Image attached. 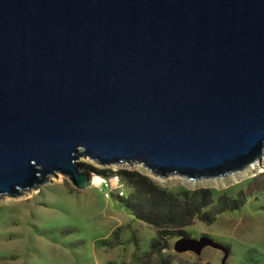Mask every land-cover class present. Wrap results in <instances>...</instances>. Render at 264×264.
Segmentation results:
<instances>
[{"label": "water", "instance_id": "obj_1", "mask_svg": "<svg viewBox=\"0 0 264 264\" xmlns=\"http://www.w3.org/2000/svg\"><path fill=\"white\" fill-rule=\"evenodd\" d=\"M263 150L264 0H0V196L85 189L81 156L195 181Z\"/></svg>", "mask_w": 264, "mask_h": 264}, {"label": "rangeland", "instance_id": "obj_2", "mask_svg": "<svg viewBox=\"0 0 264 264\" xmlns=\"http://www.w3.org/2000/svg\"><path fill=\"white\" fill-rule=\"evenodd\" d=\"M263 156V155H262ZM217 178L189 180L177 175L159 178L141 165H99L87 157L76 163L93 172L90 186L78 189L63 175H51L17 197L0 196V264H264V159ZM142 173L169 192L207 190L212 223L194 219L183 230L186 237L208 239L199 254L177 252L180 237H169L159 258L150 250L155 229L126 210L123 201L132 193L128 175ZM107 182L121 189L122 198L105 197ZM118 237L120 244L98 246L95 241ZM133 235L138 260L132 259ZM148 254V255H146ZM163 262V261H162Z\"/></svg>", "mask_w": 264, "mask_h": 264}, {"label": "trees", "instance_id": "obj_3", "mask_svg": "<svg viewBox=\"0 0 264 264\" xmlns=\"http://www.w3.org/2000/svg\"><path fill=\"white\" fill-rule=\"evenodd\" d=\"M128 175L132 193L123 201V206L130 211L134 218L141 220L155 229V237L151 240L149 247L159 258L163 257V252L168 247L169 237H186L183 230L190 225L194 219L206 221L209 224L214 221L210 216V211H203L211 199L207 190H197L192 192L180 191L169 192L158 187L148 176L142 173H123ZM113 191V190H112ZM110 191V196L113 193ZM117 198L118 197L115 195ZM133 245L132 259L138 260V244L136 238L129 237ZM118 237L112 235L110 239H100L95 241L98 246H115L120 244ZM148 255V254H146ZM163 261V262H162ZM162 264H171L169 261L161 259Z\"/></svg>", "mask_w": 264, "mask_h": 264}, {"label": "built area", "instance_id": "obj_4", "mask_svg": "<svg viewBox=\"0 0 264 264\" xmlns=\"http://www.w3.org/2000/svg\"><path fill=\"white\" fill-rule=\"evenodd\" d=\"M103 186L106 188L105 192H104L106 198L110 197V191H112V190H113L112 192L115 193V195H117L118 197H122L124 195L123 191L121 189H119V186H118V188H116L117 186L110 187L107 184V182H104Z\"/></svg>", "mask_w": 264, "mask_h": 264}, {"label": "bare ground", "instance_id": "obj_5", "mask_svg": "<svg viewBox=\"0 0 264 264\" xmlns=\"http://www.w3.org/2000/svg\"><path fill=\"white\" fill-rule=\"evenodd\" d=\"M263 156V158L262 159H264V150H263V154H262ZM261 160V159H260ZM260 160H256V161H254L253 163H251L248 167H252V168H255L258 164L260 165V168L262 167V163L260 164L259 162H260ZM240 171H242V170H240ZM235 172H237V171H235ZM93 177V180L95 179V177H94V175L92 176ZM215 178H217V177H215ZM92 184V183H91Z\"/></svg>", "mask_w": 264, "mask_h": 264}]
</instances>
